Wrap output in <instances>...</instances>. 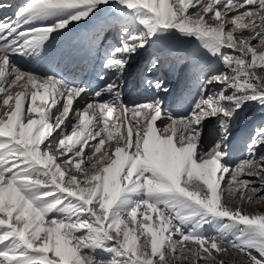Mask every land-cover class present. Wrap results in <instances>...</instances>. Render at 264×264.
<instances>
[{
    "label": "snow or ice",
    "instance_id": "6c2138e0",
    "mask_svg": "<svg viewBox=\"0 0 264 264\" xmlns=\"http://www.w3.org/2000/svg\"><path fill=\"white\" fill-rule=\"evenodd\" d=\"M109 3L27 0L18 23H0V264H231L233 255L239 264H264V212L253 207L264 205V128L239 163L225 159L238 110L264 104V0H114L133 13L136 30L121 27L128 18L119 7L100 22L95 32L112 30L119 46L103 58L114 78L90 99L86 88L12 63ZM172 29L196 36L223 65L209 75L182 53L152 59L149 72L160 59L165 67L192 60L199 95L187 115L167 113L154 96L123 99L128 60ZM144 86L168 91L161 79ZM13 87L24 90L13 95ZM211 118L219 135L205 147L203 122ZM125 196L129 206L114 211ZM213 220L222 230L200 234Z\"/></svg>",
    "mask_w": 264,
    "mask_h": 264
},
{
    "label": "rangeland",
    "instance_id": "374dc122",
    "mask_svg": "<svg viewBox=\"0 0 264 264\" xmlns=\"http://www.w3.org/2000/svg\"><path fill=\"white\" fill-rule=\"evenodd\" d=\"M207 2V0H206ZM114 3V0H110L109 5H112ZM107 5H103L95 10V12L89 16L88 19L82 20V21H92L96 16H100L101 12H103L104 8H106ZM121 16L128 18L125 23L121 25V27H129V25L132 23L131 17L133 16V13L130 10H126L125 13L120 14ZM97 19V18H96ZM53 19L51 18V23ZM73 22L68 25L66 29L60 30V32H64L65 37H67L68 40H72L76 37V33L70 32L68 28H72L75 25L79 24L80 22ZM93 28H96L95 26ZM136 30L135 26L129 27V31ZM107 31L102 32L98 36H94L92 38H88V34L81 32L80 35L82 38H88L87 44L89 46H92L96 44V42L100 41V44L96 45V48L101 50L102 48L106 47L108 44V40L103 42L106 38ZM61 36V35H60ZM183 34H181L178 30H162L160 32H157L156 35L152 37V41L145 45V48L140 50L138 53L134 54L132 58L128 60V63L125 66V71L123 73L122 78V92H123V99L128 98L129 96H132L131 93H129L128 97H125V94L127 93V90L129 87L132 88L133 80H135L134 76L139 75L141 76L137 80V84L135 85V90H141L144 88V81L147 80H155V79H161L165 81V86L168 88L167 92H155V90L148 89V91H151L152 95L154 97H157V94L163 96V108L164 110L169 113L173 110V107L177 108H183L187 109L186 114L191 111L192 105L195 102V99L199 95V84L197 86V95H196V89H193L194 83L196 82L194 76L188 72L187 78L183 81H179V79H182L179 73L182 69L185 68L187 61H185L184 64L179 65L178 67L175 64L174 60L169 61L171 64V67H165V59H160L157 64V68L153 69L151 72L148 71V68L150 67L151 61L154 57H156L159 53H150L151 48L155 46V43L162 42L164 45V49L182 53L186 56L194 57L195 61L198 59V64H202L204 67L208 68L209 75L215 74L219 70L223 69V65L220 61V58L218 56L212 55L207 49L202 47V42L194 35H185L187 38L185 39L186 42L182 40ZM55 39V40H54ZM64 40V35L61 37L56 36V32L52 33V36L49 37V39L45 42L48 45L45 46H54L58 42H61ZM118 41L116 39V36L114 37V40L111 41L110 44ZM118 43V42H117ZM62 44V43H61ZM116 46V43H115ZM173 46V47H172ZM118 47V46H116ZM150 49V50H149ZM24 56H27L26 53L23 54ZM140 65L136 67L137 64ZM191 64V63H190ZM175 65V66H174ZM140 73H139V68ZM137 69V70H136ZM187 71V70H186ZM163 73L159 78H153L150 77V75H155L157 73ZM102 74L105 75L104 78L107 77L105 74V71H102ZM185 74V73H184ZM103 76V75H101ZM100 77V76H99ZM143 77V78H142ZM131 79H133L131 81ZM137 79V78H136ZM176 79H178L179 84L175 83ZM112 80V79H111ZM110 80V81H111ZM142 81V82H140ZM139 84V85H138ZM143 86V87H142ZM211 86V85H210ZM209 86V87H210ZM213 87V86H212ZM212 87L209 88V90H212ZM220 86H215V89L219 91ZM193 90V94L190 95L191 90ZM131 90V92H139ZM145 92L143 95H145L147 89H144ZM10 91L13 93V95L18 91H23V88H16L13 87V89H10ZM143 91V90H142ZM176 91V92H175ZM162 93V94H161ZM2 95V94H0ZM133 97V96H132ZM171 97V99H170ZM191 102L188 103L189 99H191ZM160 100V97L156 98ZM175 101L173 102V100ZM11 103H14L11 102ZM29 103V101H28ZM40 104V101H37V105ZM187 106L188 108H186ZM170 114V113H169ZM38 118V117H37ZM113 123H115V114L112 118H110ZM258 128H264V104L255 102V101H248L242 105V107L238 110L236 116L234 117L231 127L229 129V136L226 141L227 147L226 151L228 152V156L225 158L229 164L235 165L239 163L242 159L245 158V153L247 151V145L250 142L254 132ZM69 134L71 132V127L68 129ZM219 135L218 130V121L216 118H211L208 120H205L203 122V128L201 133V140L205 147L210 146ZM107 147V144L105 145ZM258 154H264V148L260 150ZM145 196L143 193L131 197V200H137V199H144ZM128 199L127 196L122 197L121 201L118 202L114 206V211H120L124 208L128 207L129 205H126L124 203V200ZM254 210L262 211L264 212V205H254ZM224 222L213 220L209 224L204 225L203 228L199 230V233L205 236H214L217 235L218 232L222 230ZM190 226V225H189ZM187 231L188 226H182ZM231 264H239L240 257L233 255L230 257Z\"/></svg>",
    "mask_w": 264,
    "mask_h": 264
},
{
    "label": "bare ground",
    "instance_id": "6f19581e",
    "mask_svg": "<svg viewBox=\"0 0 264 264\" xmlns=\"http://www.w3.org/2000/svg\"><path fill=\"white\" fill-rule=\"evenodd\" d=\"M0 1H3V2H0V5H3V7H1V8H3V9H6V8H9V6L11 7V3H12V1L10 0H0ZM26 1H24V0H17V1H15L14 2V4H15V12H12V11H10L8 14H7V16H4L0 21H2L3 23H8V22H11V23H13V24H15V23H18L19 22V18L17 17V15H16V13H17V9L18 8H20V7H22L24 4H26L25 3ZM112 6H114L113 8H110V11L111 10H113L114 8H120L121 6H118V5H116L115 3H113V5ZM103 15V13L102 14H100V16H98L97 17V19L95 20V23H97V22H99V20H100V18L99 17H101ZM53 22V21H52ZM42 23H44V24H50L51 23V18H48V19H42V20H36V21H34V24L36 25V26H39L40 24H42ZM75 25V24H74ZM95 26V25H94ZM93 26V27H94ZM93 27H91V30H92V32L93 31H95L96 30V28H93ZM66 29V28H65ZM91 32V33H92ZM99 34H101V33H96V34H93V36H98ZM51 36H52V34H51ZM92 36V34L90 35V38H92L93 37ZM114 37H115V35H114V33L111 35V34H108L107 36H106V38L104 39V41L103 42H105V41H107L108 40V44H107V46L106 47H104L103 49H101V50H99L100 48L99 47H97V48H99L98 50H96L95 51V56L98 58V56H99V54H103L102 55V57L104 58V54L105 53H107V52H109L110 51V49L113 47V46H115V45H112V44H110L111 43V41H113L114 40ZM187 37L185 36V35H183L182 36V40L184 41V42H186L185 41V39H186ZM55 40V39H54ZM100 42V41H99ZM118 41H116L115 43H116V46H119V42L117 43ZM99 45V44H98ZM101 45V44H100ZM112 45V46H111ZM95 47V48H96ZM173 47V46H172ZM150 50V49H149ZM157 50V51H156ZM166 49H164V45H163V43L162 42H158V43H155V46H153V48H151V50H150V53L151 54H153V53H162V52H164ZM24 56V55H23ZM23 56L22 55H20V54H15V55H13L12 57H11V60H12V63L13 64H15L18 68H20L22 71H25V72H32V73H34V74H36V75H38V76H41V77H43V76H55V73H53L52 71H50L48 68H45V69H40L39 67H37L35 64H33L30 60H29V58H28V61H27V58H23ZM99 64H98V74L96 75V77L94 78V79H92V80H89V79H86V77L84 76V78H83V81H80V82H77V81H72V80H70L69 78H67V77H65V78H61V80H63L65 83H67V84H69V85H73V86H79V87H83V88H86L87 89V93H88V95H87V97H86V99H90L91 98V96H92V94L95 92V91H98L101 87H103L104 86V84L106 83V82H110V80L111 79H113L114 78V74L113 73H111V72H109L107 69H104L103 68V59L100 57L99 58ZM175 66V65H174ZM140 69V68H139ZM137 70V69H136ZM45 71V72H44ZM80 71H82V69L81 70H79V71H77V73H75V72H71L70 73V78L71 77H77V76H79V73H80ZM102 71H105V74L107 75V77L106 78H104V80H101L100 78H99V76H101V75H103L104 77H105V75L104 74H102ZM69 73V72H68ZM185 73V72H184ZM163 73H157V74H155V75H150V77H153V78H159L161 75H162ZM58 77V76H57ZM60 78V77H59ZM84 79H86V80H84ZM135 82H136V84H137V80H135ZM140 82H142V81H140ZM197 86H198V82L196 81L195 83H194V86H193V89L195 90L196 89V95H197ZM212 86H210L209 88H211ZM17 88V87H16ZM213 88V87H212ZM24 90V89H23ZM191 90V89H190ZM144 92L145 91H143V94H144ZM162 92V91H161ZM176 92V91H175ZM131 94H132V96H129L128 98H126V99H124L126 102H128V103H132V102H137V101H139V100H142V99H147V98H152L153 97V95H152V93H151V91H148V89H147V91H146V93H145V95H143L142 93H137V92H130ZM13 94V93H12ZM162 94V93H161ZM15 95V94H14ZM155 96V95H154ZM158 97H160V100H162L163 98V96H161L160 94L158 95L157 94V97H155V98H158ZM191 100H192V98L191 99H189V101H188V103L187 104H189V102H191ZM84 103H86V100L85 101H80V107H82L83 105H84ZM28 106V101H25V104L23 105V107L24 108H26ZM77 105L75 104V102H74V107H76ZM186 108H188L187 106H185ZM186 110L187 109H183V108H177V107H173V110L170 112L169 111V113L170 114H172V115H185L186 113ZM71 126L69 125L68 126V129L70 128ZM69 132V131H68Z\"/></svg>",
    "mask_w": 264,
    "mask_h": 264
}]
</instances>
